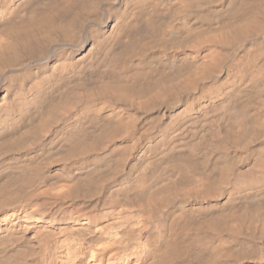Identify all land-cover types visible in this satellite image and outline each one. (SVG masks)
Listing matches in <instances>:
<instances>
[{
  "label": "bare ground",
  "instance_id": "bare-ground-1",
  "mask_svg": "<svg viewBox=\"0 0 264 264\" xmlns=\"http://www.w3.org/2000/svg\"><path fill=\"white\" fill-rule=\"evenodd\" d=\"M0 264H264V0H0Z\"/></svg>",
  "mask_w": 264,
  "mask_h": 264
}]
</instances>
